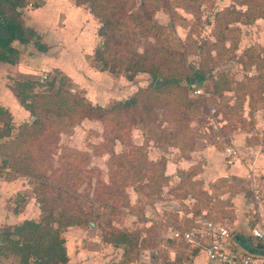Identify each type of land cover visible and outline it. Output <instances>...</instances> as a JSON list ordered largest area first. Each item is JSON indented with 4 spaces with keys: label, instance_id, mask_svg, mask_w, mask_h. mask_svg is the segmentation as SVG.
Returning <instances> with one entry per match:
<instances>
[{
    "label": "crops",
    "instance_id": "obj_1",
    "mask_svg": "<svg viewBox=\"0 0 264 264\" xmlns=\"http://www.w3.org/2000/svg\"><path fill=\"white\" fill-rule=\"evenodd\" d=\"M32 1V7L26 6L23 9L22 18L25 27L32 30L36 38L29 43H12L20 52L17 65L12 67L0 62V107L10 113L15 128L31 123L34 119L13 96L9 89L10 79L36 82L42 74L50 76L51 72L59 71L81 89L82 86L90 85V81L102 80L110 75L92 68L90 64L99 43L96 35L99 26L87 6H75L70 0ZM157 6L155 22L160 27H170L169 12L162 2ZM176 10L179 14L184 13L183 10ZM261 20L264 21L257 19L254 22ZM262 57L263 54L256 58L255 54L248 56L252 59L251 67L256 66L253 74L257 76L252 78L250 73L246 78L248 76L247 79L252 78L258 82L257 87L250 90V94L246 93V87L241 84L246 78L236 81L234 77L236 85L239 84L240 87L236 90L237 97L236 91L224 92L225 98L232 104L225 105L224 109H237L238 120L222 118L221 111L218 110V98L209 96L204 91L206 97H202L209 105L208 113L204 115V121H197L198 125L197 122L189 125L180 146L175 140L164 144L163 140L140 135L130 138L134 146L140 147L141 151L145 150L135 159L128 157L129 151L123 149L120 141H115L112 153H97L96 149L101 143L92 148V153H83L90 161L95 158H104L106 162L109 160L107 179L100 180L108 185L110 191L114 190L116 179L122 176L115 173L117 166L114 169L110 166V161L115 159V163H123L125 166L130 160L128 172L123 175V195L120 198L119 194L117 199L111 193L101 209H105L112 227L127 232L140 231L139 247L131 264H218L210 262L203 249L176 240L172 236L174 230L187 231L192 228L200 217L228 228L230 236L225 241V247L229 251L238 255L249 253L258 258L264 256V248L250 234L259 221H264V72L260 69ZM245 62L243 63L247 70ZM122 78L116 77L115 80ZM122 80L124 85L119 83L117 89L124 86V90L115 94L113 101H125L133 94L132 82L130 84L124 78ZM100 91L104 90L100 88ZM112 96V92H109L108 97ZM106 97L88 100L94 105L105 107L110 105ZM233 104L235 107L231 108ZM213 107L218 108L215 119L224 132L223 144H228L239 152L236 159L226 157L222 150L223 144L212 141L214 134L209 125L210 110ZM86 122L98 123L84 120L83 124ZM200 122L203 124L200 125ZM166 129L158 130L160 133ZM172 135L174 138L177 134L172 132ZM90 161L88 169L98 175L100 169L96 170ZM134 161L136 163L133 166ZM3 170L9 171L5 168ZM249 173L261 186L260 204L254 203L246 179ZM97 185V179H93L91 196ZM84 190L85 188L81 189ZM16 195L24 197L23 209L18 214L7 207L8 201ZM224 202L230 203V206L218 217L213 207L222 206ZM39 215V207L28 180L23 177L10 181L5 178L0 180V225H18L25 220H37ZM62 237L68 256L66 264H108L121 259V249L104 244L100 230L94 225L90 228H68ZM0 262L8 264L4 259H0Z\"/></svg>",
    "mask_w": 264,
    "mask_h": 264
},
{
    "label": "trees",
    "instance_id": "obj_2",
    "mask_svg": "<svg viewBox=\"0 0 264 264\" xmlns=\"http://www.w3.org/2000/svg\"><path fill=\"white\" fill-rule=\"evenodd\" d=\"M70 1L78 7L87 6L100 24L98 36L101 43L96 46L91 63L101 72L120 75L130 82L138 75H147L150 83L127 100L114 101L108 107H102L91 104L76 92L72 93L68 89L70 80L57 71L51 72L43 84L27 79L9 80L13 96L34 121L15 128L10 113L0 107V168L10 171V180L18 177L28 180L40 215L37 220H25L18 225H0V259L11 258L16 260L15 264H66L68 256L62 234L68 228L90 227V223H93L100 230L104 244L122 251L120 261L108 264H131L139 247L141 233L138 230H119L112 227L109 220L105 223L98 220L94 214V204L101 194L99 183L90 199L83 204L79 202L78 192L61 185L57 175L60 167L53 168L58 150H61L55 120L66 119L72 123L88 120L105 125L114 122L113 135L103 141L104 146L108 145V150L112 152L115 141L122 142V131L147 124L144 123V114L149 116L157 107L169 104L164 101L163 94H172L173 106L179 110L176 116L182 123L199 107H204L205 114L208 113L206 100L192 96L195 87L204 88L209 96L221 98L224 92L230 90V84L223 72L213 76L210 68H196L187 63L185 52H177L169 46L157 47L155 42L142 39L151 34L157 43L158 32L166 29L155 22L157 5L144 0L131 7L128 6L129 0ZM161 1H164L167 9V0ZM236 1L249 9L253 7L254 11L250 17L245 14L249 10L241 13L244 15L241 16V23L245 17L248 20L246 24L264 19V0ZM32 2L0 0V62L12 67L18 64L20 56L12 43H29L36 38V34L25 27L22 18L23 9L29 4L33 5ZM218 15L216 21L219 24L226 22L227 18L235 16V9L230 6ZM231 22L239 20L233 18ZM229 24L227 22L222 26L226 29ZM229 48L235 49L236 46ZM157 82L159 84L156 85ZM76 181L79 184L80 180ZM105 192L109 194V188ZM9 201L8 208L13 213L22 211L24 197L16 195Z\"/></svg>",
    "mask_w": 264,
    "mask_h": 264
},
{
    "label": "rangeland",
    "instance_id": "obj_3",
    "mask_svg": "<svg viewBox=\"0 0 264 264\" xmlns=\"http://www.w3.org/2000/svg\"><path fill=\"white\" fill-rule=\"evenodd\" d=\"M139 1L140 0H129L128 6L131 7ZM144 1L152 5H157L160 3V0ZM161 2L164 5V1ZM167 2L168 3L166 4L168 7L166 11L169 12L168 22H170L171 28H166L158 32L159 40L157 41V43L156 38H152L151 34H148L149 37H146L148 39H146L145 37L142 38L143 40L145 39V42L147 40H150L151 43L155 42L157 47L169 46L177 52H185L187 56V63H191V65L195 66L196 68H198L199 66H202L204 69L210 68L213 71V76L221 74L223 72V74L228 77V82L230 84L229 89L233 92L240 89V87L238 86L239 84L236 85L237 80L239 81L242 78H246V75H249L250 73L252 75V78L257 76L256 74H253L254 71L256 72V66L253 68L251 67L253 64L252 59H249L248 56H252L254 54L255 58L262 54L264 56V21L261 20L257 23L252 22L246 24V22H248L246 17H250L253 15V7L250 6L249 9L246 5H240V2L236 0H167ZM230 6H233L235 9V16L233 18H237L240 23L231 22L233 18L229 17L227 18L226 22L220 23V25L216 21L217 17L219 16L218 14H222V12ZM176 9L183 10L184 13L179 14V11H177ZM245 10L249 11L245 13ZM241 13L246 14L245 20H242V23L240 20L242 19L241 16L244 15H242ZM225 16L226 15H223L222 17ZM94 19L97 21L98 26L100 27L98 20L95 17ZM227 22L230 24L225 29V26H222V24H226ZM98 29L96 35L98 37L99 43L97 45L101 43V38L98 36ZM233 45L236 46L235 49L229 48ZM198 47H201V49H198ZM261 59L263 63L260 69L264 72V57H262ZM244 61H246L245 63H247V70H245L243 63ZM90 64H92L91 60ZM92 68L98 70L93 64ZM55 72L52 75H54ZM116 77L120 78V75L117 76L110 74L109 76L102 78V80L97 79L90 81V85H86L85 87L82 86L81 89L80 86H74L69 79L70 82L68 89L72 93H78L88 102L89 100H98L99 97L103 98L104 96H107V103L111 105L114 102L113 100L115 99L114 95L118 94L119 91L124 90V86H121L119 89H117L119 83H122V85H124V81L122 80L123 78L115 80ZM233 77L236 81L233 79ZM247 78L243 80L241 84H244L243 87H246V93L250 94V90H252V88H256L258 82L257 80H254L252 78L251 80ZM120 80L122 81L120 82ZM127 82H129L130 84L132 82V92L134 94L138 89L147 87V85L150 83V80L147 75L141 74L138 75L133 81ZM100 88L104 91H100ZM109 92H112V97H108ZM243 93H245L244 89ZM163 95H165L162 96L164 101L168 102L170 105L167 104L166 107H157L149 116L147 114H144V118L146 120L144 123L147 122V124L134 126L130 129V131L126 130L121 132L122 146L124 150L129 151L128 157L130 159H135V157L140 156L142 152H145V150L143 149L141 151L139 149L140 147L134 146V144L130 141V138H132V136L137 137L140 135H149L152 136L154 140H163L164 144H170L172 140H175V142H177L176 144L180 146V144L184 142V135L186 134V132H188L189 125L199 120L204 121L205 108L199 107L198 109H194L188 115L187 119L180 123L179 119L176 116L179 114V110H176V107L173 106L174 98L172 94L169 93ZM225 95L226 94L223 95V99L218 98L219 109L217 107L216 108L221 111L220 115H222V118L229 119L231 121L238 120L239 114L237 112V109H224L225 105H232L231 103H229L228 98H225ZM235 97H237V91ZM197 98L201 99L203 97L197 96ZM206 104V107L209 109L208 103ZM108 106L109 105L105 107ZM233 107H235L234 104L233 106H231V108ZM55 124V129H57L60 136L59 139L62 150H58L59 152L56 160L53 162V168L60 167L57 175L59 177L61 185L78 192V198L80 200L79 202L83 204L91 197L90 187L92 184V180L97 179V182L100 185L99 194H101L99 195V200H97L98 202H95L94 204V214L99 218L98 220H100L101 222L103 219L105 220L104 223L107 222V213L105 209H101V207L103 208V206L107 203V198L111 193L114 194L117 199L119 198V194L120 198L121 195H123V180L125 178V176L123 175L128 172L130 160L128 161L129 164L126 162L125 166H123V163H115V159H112L113 161H110V166H112L114 169L115 166H117V170L115 173H117L118 176H122L116 179L114 190L110 191V193L108 194V192H105V189H108V185H106V183L104 182H101L100 179H107L109 160H107L106 162V160H103L104 158H95L94 160L91 159L90 161L87 159V157H84L85 155L83 153H92V148L94 146L98 147L97 143H101L100 147L96 149L97 153H99L100 155H102L103 153H112L111 150H108V145H106V147L104 146L103 141L107 140L108 137H111L113 135L112 129L114 122L111 121L106 125L101 123L99 124V122H86L83 124V121L79 123H72L67 121L66 119H56ZM199 124L201 125L203 124V122H200ZM160 128L161 130L163 128L167 129L159 133ZM172 132L177 134L174 138ZM223 135L224 132L222 131V136ZM1 160L2 159L0 158V162ZM89 161L90 164H94L93 167L96 168V170L100 169L98 175L94 174L93 170L90 171L88 169V167H90L88 165ZM135 163L136 162L134 161L133 166L135 165ZM71 166L72 168L68 169ZM63 173L66 175H64ZM9 174L10 171L3 172V170L0 168V180L5 178L7 181H10L8 176ZM4 175L6 176L4 177ZM69 175H72V177H69ZM76 180H80L79 184ZM83 188H85V190L81 191V189ZM118 204H120L119 200ZM9 205L10 201H8L7 207ZM227 206H230V203L224 202L222 206H216L213 207V209H216L215 213H218L217 216L220 217L222 216L224 211L227 210ZM5 262H7L8 264H15L16 260L10 258L6 259Z\"/></svg>",
    "mask_w": 264,
    "mask_h": 264
},
{
    "label": "built area",
    "instance_id": "obj_4",
    "mask_svg": "<svg viewBox=\"0 0 264 264\" xmlns=\"http://www.w3.org/2000/svg\"><path fill=\"white\" fill-rule=\"evenodd\" d=\"M28 7H32V4H29ZM48 78L49 74H42L36 82L38 84H43ZM192 93L194 97H206L202 87H197ZM216 112L217 110L214 107L210 110L211 122L209 128L214 134L212 141H214L215 144H223L224 137L222 136L220 124L218 120L215 119ZM222 150L224 155L230 159L239 157V152L228 144H223ZM246 179L248 180L254 203L260 204L262 202V189L259 182L255 180L250 173L247 175ZM250 234L251 237L264 248V221H259L251 229ZM172 236L176 240L203 249L210 262L218 264H264V256L258 258L249 253L238 255L233 251H229L225 247V241L230 236L228 228L204 217L198 218L193 227L187 231L174 230Z\"/></svg>",
    "mask_w": 264,
    "mask_h": 264
},
{
    "label": "water",
    "instance_id": "obj_5",
    "mask_svg": "<svg viewBox=\"0 0 264 264\" xmlns=\"http://www.w3.org/2000/svg\"><path fill=\"white\" fill-rule=\"evenodd\" d=\"M159 84V82L156 83V85ZM94 224L93 223H90V226H93Z\"/></svg>",
    "mask_w": 264,
    "mask_h": 264
},
{
    "label": "flooded vegetation",
    "instance_id": "obj_6",
    "mask_svg": "<svg viewBox=\"0 0 264 264\" xmlns=\"http://www.w3.org/2000/svg\"><path fill=\"white\" fill-rule=\"evenodd\" d=\"M0 264H4V263L0 262Z\"/></svg>",
    "mask_w": 264,
    "mask_h": 264
}]
</instances>
